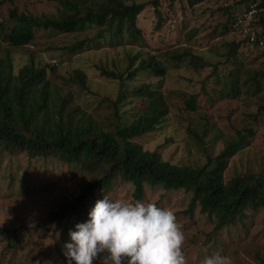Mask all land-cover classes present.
<instances>
[{"label":"rangeland","instance_id":"obj_1","mask_svg":"<svg viewBox=\"0 0 264 264\" xmlns=\"http://www.w3.org/2000/svg\"><path fill=\"white\" fill-rule=\"evenodd\" d=\"M250 1L196 0L191 4L187 0H162L163 18H159L154 7L147 6L138 19L142 34L135 41L126 30L119 39H112L110 34L99 39L100 28L88 25L73 33L37 29L30 44L12 47L4 39L13 25L11 9L57 17L61 6L57 0H0V55L6 56L8 52L12 56L16 72L32 54L43 63L50 62L54 71L48 75L58 96L69 95L70 105L84 110L107 130L115 128L112 123L116 124L117 119L121 123L135 120L147 102L133 90L144 84L152 85L167 98L169 113L155 130L136 140L144 149L158 150L164 160L174 164L202 166L209 156L218 155L237 130L252 128L255 135L247 147L229 159L224 180L248 172L258 176L264 173V110L259 108L264 90L250 93L242 88L229 92L225 84L229 71L241 75L243 83L247 77L243 70L264 68L263 45L254 48L243 44L236 63L225 56L228 50L225 41H240L244 36L240 27H231L233 15L243 17ZM79 41H86L82 49L76 52L66 49ZM129 52L138 58L135 64L156 56L166 71L164 75L139 72L129 80L125 98L116 104L117 117L113 103L120 95V80L102 74L98 66L119 73L128 65ZM175 52L199 57L200 67L194 69L186 60H171L170 54ZM77 69L86 74L87 89L73 80ZM192 94L196 110L185 104ZM53 119L51 116L50 120ZM191 129L197 135L190 133ZM95 176L76 163L68 164L53 157L30 158L26 151H0V228L11 230L0 234V264H67L62 247L69 241V230L88 218L96 200L105 194L134 202L132 185L116 179L111 189L99 191L94 199L87 200V209L81 217L50 223V213L58 203L77 194ZM191 196L184 189L147 186L141 200L174 212L185 237L182 246L185 264H201L205 256L216 251L226 255L229 264H264V206L247 207L242 220L216 230V218L203 212L200 205L192 214L185 212ZM16 229H19L17 238ZM104 255L99 254L93 264H106Z\"/></svg>","mask_w":264,"mask_h":264},{"label":"trees","instance_id":"obj_2","mask_svg":"<svg viewBox=\"0 0 264 264\" xmlns=\"http://www.w3.org/2000/svg\"><path fill=\"white\" fill-rule=\"evenodd\" d=\"M57 1L61 6L57 17L35 16L11 9L13 25L4 34L7 43L12 47H24L34 40L37 29L73 33L84 30L88 25L100 28L99 39L106 34L112 35V39H119L126 30L130 39L135 41L142 34L138 19L147 6L154 7L159 18H163L160 11L162 0ZM195 1L187 0L191 4ZM246 8L243 17L233 15L231 20V27H240L244 36L240 41H225L228 47L225 56L234 63L242 54L243 44L254 48L264 46V0H251ZM252 8L256 11L248 16ZM85 42H76L66 49L76 52L83 48ZM128 55V65L122 72L116 73L104 65L98 66L102 74L120 80V95L113 103L114 116L118 113L116 104L123 101L128 91L126 85L129 80H133L139 72L164 75L166 71L162 60L156 56L135 64L134 60L138 58L131 52ZM170 57L175 62L186 60L194 69L200 67L199 57L192 53L182 55L175 52ZM16 70L8 52L6 56L0 55V151H26L30 158L53 157L68 164H79L84 170L96 174L82 185L77 194L58 203L50 213V223H60L73 216L81 217L87 209V200L94 199L99 191L111 189L116 179L132 185L134 201L143 200L147 186L189 191L192 196L185 212L192 214L200 205L203 212L216 218V230L242 220L247 207L264 206V173L257 176L248 172L224 180L229 159L247 147L255 135L252 128L237 130L236 136L226 140L218 155L209 156L202 166L174 164L164 160L158 150L144 149L136 140L155 130L169 113L167 98L152 85L144 84L133 90L135 95L144 97L147 102L136 119L130 123H121L117 119L116 124L112 123L115 128L107 130L92 116L86 115L84 110L70 105L72 99L69 95L58 96L48 75L54 71L50 62L43 63L32 54ZM214 70H217V66H214ZM243 71L247 74L243 83L241 75L229 71L225 80L229 92H239L242 88L250 93L264 90V68ZM73 80L82 88H88L83 71L75 70ZM185 104L190 110H196L195 95H189ZM259 108L264 110V97ZM51 116H54L53 120H50ZM190 133L197 135L192 129ZM18 230L14 231H17L15 238L18 237ZM10 231L0 228V234Z\"/></svg>","mask_w":264,"mask_h":264},{"label":"clouds","instance_id":"obj_3","mask_svg":"<svg viewBox=\"0 0 264 264\" xmlns=\"http://www.w3.org/2000/svg\"><path fill=\"white\" fill-rule=\"evenodd\" d=\"M87 216L69 230L63 244L67 264H93L101 253H106V264H185V237L171 209L104 194ZM201 264H229V258L216 251Z\"/></svg>","mask_w":264,"mask_h":264},{"label":"built area","instance_id":"obj_4","mask_svg":"<svg viewBox=\"0 0 264 264\" xmlns=\"http://www.w3.org/2000/svg\"><path fill=\"white\" fill-rule=\"evenodd\" d=\"M254 11H256L255 8H252V9L248 12L247 15H248V16L252 15Z\"/></svg>","mask_w":264,"mask_h":264}]
</instances>
